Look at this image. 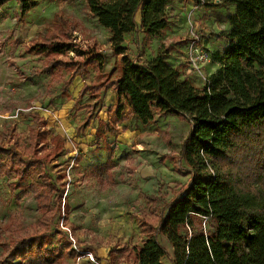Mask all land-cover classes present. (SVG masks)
I'll return each instance as SVG.
<instances>
[{
  "label": "rangeland",
  "instance_id": "obj_1",
  "mask_svg": "<svg viewBox=\"0 0 264 264\" xmlns=\"http://www.w3.org/2000/svg\"><path fill=\"white\" fill-rule=\"evenodd\" d=\"M236 10L223 0L209 5L174 0L161 36H147L139 27L125 35L126 53L118 55L111 31L93 18L87 0H37L22 21L15 1L0 0V147L16 145L32 157L27 149L43 124L49 139L59 136L63 144L58 155L35 167L26 186H18L12 173L0 174V255L3 240L36 231L42 214L29 184L40 187L43 177L65 187L69 208L50 224L42 246L36 243L14 264H110L112 249L144 244V215L159 214L163 203L188 183L178 154L192 124L175 115L142 124L124 100L119 103L113 83L121 76L124 57L148 63L162 48L183 79L203 87L221 66L217 57L231 45L229 19ZM66 34L74 48L61 56L64 61L96 58L69 86L70 72H44L46 56L33 50ZM84 87L88 90L81 94ZM85 121L89 126L81 132ZM6 164L8 158L0 155V165ZM71 234L78 245L65 239Z\"/></svg>",
  "mask_w": 264,
  "mask_h": 264
},
{
  "label": "trees",
  "instance_id": "obj_2",
  "mask_svg": "<svg viewBox=\"0 0 264 264\" xmlns=\"http://www.w3.org/2000/svg\"><path fill=\"white\" fill-rule=\"evenodd\" d=\"M3 1L17 3L21 21L37 6V0ZM173 1L87 0V5L93 18L111 31L114 52L124 55L125 35L139 27L147 36L162 35L168 24L166 10ZM193 1L209 5L217 0ZM223 1L237 8L229 19L231 45L224 56L217 57L221 66L203 87L183 79L166 62L162 48L148 63L124 57L113 89L132 116L144 125L155 116L175 115L191 121L178 154L189 179L174 199L163 203L159 214L144 215L148 234L144 244L112 249L110 264H164L165 258L172 264H264V0ZM72 41L71 34H66L62 40L37 43L33 48L46 56L44 72L58 68L70 72L66 86L96 61L95 57L64 61L61 56L74 48ZM87 90L84 87L81 94ZM88 126L85 121L79 131ZM49 135L44 124L33 133L29 158L16 145L0 147V155L9 161L0 165V174L12 173L18 186H26L43 158L51 159L63 150L62 139L50 140ZM43 178L40 187L35 181L29 184L42 214L36 231L3 240L0 264H14L32 253L36 243L42 246L49 238L50 224L62 209L68 210L65 187ZM161 236L172 246L173 258ZM65 239L72 243L69 235ZM90 251L98 259L97 252Z\"/></svg>",
  "mask_w": 264,
  "mask_h": 264
},
{
  "label": "crops",
  "instance_id": "obj_3",
  "mask_svg": "<svg viewBox=\"0 0 264 264\" xmlns=\"http://www.w3.org/2000/svg\"><path fill=\"white\" fill-rule=\"evenodd\" d=\"M136 18H138V19L141 20V14L138 13ZM138 19H137V20H138ZM161 238H162V239L164 240V242L167 244V247H166L162 242H161V243H162V244L166 247V249L168 250V252H169V254H170V257L173 258L174 253H173V248H172V246L169 244V242L167 241V239H166L165 237L161 236V237H160V241H161ZM165 260H167L170 264H172L171 261H170V259H168V258H166V259L163 260V263H164V264H165ZM106 263H108V262H106Z\"/></svg>",
  "mask_w": 264,
  "mask_h": 264
},
{
  "label": "built area",
  "instance_id": "obj_4",
  "mask_svg": "<svg viewBox=\"0 0 264 264\" xmlns=\"http://www.w3.org/2000/svg\"><path fill=\"white\" fill-rule=\"evenodd\" d=\"M204 58V57H203ZM70 239L72 240V242L74 243V245H75V243H76V241H75V239L73 238V236L72 235H70Z\"/></svg>",
  "mask_w": 264,
  "mask_h": 264
}]
</instances>
